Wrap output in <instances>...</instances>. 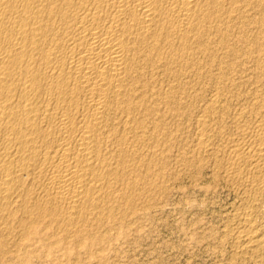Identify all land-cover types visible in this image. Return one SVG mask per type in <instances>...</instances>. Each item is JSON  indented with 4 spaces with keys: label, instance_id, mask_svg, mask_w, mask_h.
Wrapping results in <instances>:
<instances>
[{
    "label": "bare ground",
    "instance_id": "1",
    "mask_svg": "<svg viewBox=\"0 0 264 264\" xmlns=\"http://www.w3.org/2000/svg\"><path fill=\"white\" fill-rule=\"evenodd\" d=\"M246 20L259 52L264 0H0V264L20 261L42 241L54 249L69 229L86 230L79 239L93 243L101 232L91 228L118 215L117 195L131 205L137 189L148 193L153 147L165 133L163 121L151 125L165 108L153 98L173 94L156 93L148 75L182 80L185 69L201 70L199 55L212 60L213 43L228 48L240 31L233 24ZM202 114L197 145L208 151ZM258 123L254 139L236 143L226 162L227 175L256 189L264 182V120ZM252 228L247 218L239 235L247 243L256 240Z\"/></svg>",
    "mask_w": 264,
    "mask_h": 264
},
{
    "label": "rangeland",
    "instance_id": "2",
    "mask_svg": "<svg viewBox=\"0 0 264 264\" xmlns=\"http://www.w3.org/2000/svg\"><path fill=\"white\" fill-rule=\"evenodd\" d=\"M254 16L257 17L251 15L250 18L253 20ZM250 22L246 20L243 24L238 21L236 24L240 28L243 26L242 30L235 28L238 26L234 23L233 29L240 30L238 32L241 34L235 30L237 37H233L232 45L223 48L219 42L213 43L218 55L213 56L209 62L199 55L201 70L185 69L182 80L173 79L168 72L158 70L156 71L159 73H153L154 77L152 74L148 75L147 81L149 83V80H153L149 85L153 84L156 93L174 94L170 98H153H160V107H165V112L154 113L153 118L156 121L152 120L151 125L163 121L165 133L153 147L155 155L158 156H155L153 169L158 174L155 172L156 176L153 174L152 181H149L152 183L150 191L141 194L142 190L137 189L135 195L142 196L134 197L133 205H127L122 196L120 201L117 199L120 195H117V204H120L115 207L119 218L107 217L98 225V229L91 228L90 231L95 233L99 230L97 234L101 232L100 236L94 237L96 240H90L93 243L86 240L84 244L79 239L86 230L77 231L75 234L69 229L65 241L60 237L54 238L55 241L58 239L54 249L49 250L42 241L40 246L43 250L38 244L35 248L38 252L32 250L30 255L22 254L20 261L18 258L15 259L16 262L10 260L8 264H51L53 259V264H264V182L259 185V190L252 182H244L226 174L230 150L232 152L238 142L236 145H243L247 143L246 140H253L252 135L259 132L256 125L264 120V48L259 52L252 50L251 35L255 32L254 24ZM203 58L205 60L202 61ZM236 70H240V73ZM149 99L153 100L152 97ZM164 99H167L166 105L163 103L166 101ZM211 102L218 106H213ZM206 113L209 119L206 124L211 128L212 135L210 132L207 135L211 139L209 152L200 150L197 145L201 136V128L198 126L200 122L197 121L201 114L203 116ZM211 116L213 117L210 118ZM244 161L248 162L247 159ZM245 162H242L243 166L247 165ZM122 203H126L125 208ZM121 213L125 215L121 216ZM246 217L251 219V230L255 229L253 233L256 236V240L249 243L239 236ZM69 231L72 233L71 237ZM46 250L48 253H45ZM53 254L57 256L54 257Z\"/></svg>",
    "mask_w": 264,
    "mask_h": 264
}]
</instances>
